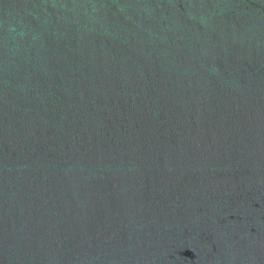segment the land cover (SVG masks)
Wrapping results in <instances>:
<instances>
[{"label": "water", "instance_id": "95a60500", "mask_svg": "<svg viewBox=\"0 0 264 264\" xmlns=\"http://www.w3.org/2000/svg\"><path fill=\"white\" fill-rule=\"evenodd\" d=\"M0 264H264V0H0Z\"/></svg>", "mask_w": 264, "mask_h": 264}]
</instances>
